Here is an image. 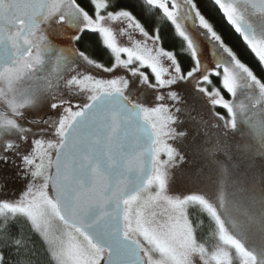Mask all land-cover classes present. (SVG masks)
<instances>
[{
  "label": "snow or ice",
  "instance_id": "obj_1",
  "mask_svg": "<svg viewBox=\"0 0 264 264\" xmlns=\"http://www.w3.org/2000/svg\"><path fill=\"white\" fill-rule=\"evenodd\" d=\"M201 2L0 0V264H264V216L168 190L190 100L233 130L264 104ZM211 3L264 71V0Z\"/></svg>",
  "mask_w": 264,
  "mask_h": 264
},
{
  "label": "rangeland",
  "instance_id": "obj_2",
  "mask_svg": "<svg viewBox=\"0 0 264 264\" xmlns=\"http://www.w3.org/2000/svg\"><path fill=\"white\" fill-rule=\"evenodd\" d=\"M189 103L195 119L185 118L177 125L180 131L171 142L177 158L168 172L169 194L175 199L194 193L203 196L229 228L232 219L250 224V237L258 239L259 220L264 216V104H260L258 129L244 125L239 116L233 130L212 116L202 100ZM158 219L165 223L167 217ZM248 243L251 247V238Z\"/></svg>",
  "mask_w": 264,
  "mask_h": 264
},
{
  "label": "flooded vegetation",
  "instance_id": "obj_3",
  "mask_svg": "<svg viewBox=\"0 0 264 264\" xmlns=\"http://www.w3.org/2000/svg\"><path fill=\"white\" fill-rule=\"evenodd\" d=\"M203 2L205 4V7H206V5L208 7L204 8V10L201 8L202 12H203V14L206 15L207 18H209L214 23V25L217 28V30L221 34H223L224 37L226 36V33L227 32H228V34L231 33L234 36V38L237 41H239V43H241V45L246 50H248L247 47H246V45L243 43V41L241 40V38L238 36V34H236L234 32V30L232 29V27L226 22L225 18L223 17L222 13L219 11L218 7H216L214 4H212L211 3V0H203ZM226 42H227V39H226ZM230 46H232V45L230 44ZM248 52H250V51L248 50ZM260 110H261L260 105H252L251 103H249V109H248V111L246 113H238L237 112V125L239 124V118L241 117V120H242V122H243L244 125L249 126V127H252L253 129H258L260 127L259 126L260 125L259 123H261V120L259 118ZM216 111H219L221 114H224L226 116V118H227L226 110L217 108ZM203 233H204V239H206L209 234L207 235L206 234V231H203Z\"/></svg>",
  "mask_w": 264,
  "mask_h": 264
},
{
  "label": "trees",
  "instance_id": "obj_4",
  "mask_svg": "<svg viewBox=\"0 0 264 264\" xmlns=\"http://www.w3.org/2000/svg\"><path fill=\"white\" fill-rule=\"evenodd\" d=\"M199 6L204 10V8L208 7L202 0V2L199 4ZM227 32V31H226ZM230 33V32H229ZM225 38L227 39V42L230 43L234 49L236 50V52L239 55V58L245 62L247 65H249L250 67L253 68V70L256 72V74L258 76H264V71L261 70V67L259 66V64L257 63V60L255 59V57L248 52V50H246L241 43H239V41H237L234 36L230 33L228 34V32L226 33ZM191 211L193 220L196 221L198 220L200 222L199 226H198V232L201 238H204V233L203 231H206V234H210L207 229L209 228V222H208V217L206 216V214H203L202 211ZM39 259H43L42 256L38 257Z\"/></svg>",
  "mask_w": 264,
  "mask_h": 264
}]
</instances>
